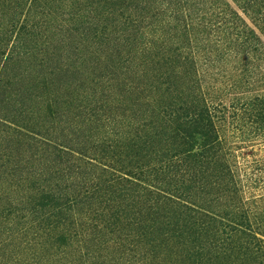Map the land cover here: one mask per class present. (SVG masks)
Here are the masks:
<instances>
[{
  "label": "trees",
  "instance_id": "trees-1",
  "mask_svg": "<svg viewBox=\"0 0 264 264\" xmlns=\"http://www.w3.org/2000/svg\"><path fill=\"white\" fill-rule=\"evenodd\" d=\"M264 0H0V264H264Z\"/></svg>",
  "mask_w": 264,
  "mask_h": 264
},
{
  "label": "rangeland",
  "instance_id": "rangeland-1",
  "mask_svg": "<svg viewBox=\"0 0 264 264\" xmlns=\"http://www.w3.org/2000/svg\"><path fill=\"white\" fill-rule=\"evenodd\" d=\"M255 150H256V156L259 157L261 155H264V150H263V147H255Z\"/></svg>",
  "mask_w": 264,
  "mask_h": 264
}]
</instances>
